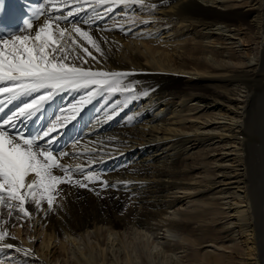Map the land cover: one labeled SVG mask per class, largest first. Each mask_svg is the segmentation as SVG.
<instances>
[{
  "label": "bare ground",
  "instance_id": "obj_1",
  "mask_svg": "<svg viewBox=\"0 0 264 264\" xmlns=\"http://www.w3.org/2000/svg\"><path fill=\"white\" fill-rule=\"evenodd\" d=\"M14 3L23 11H53L46 0ZM146 4L157 7L118 5L104 15V6L93 12L85 5L88 15L76 18L103 17L91 30L83 27L106 40L105 55L84 43L100 60L99 69L130 73L124 83L131 91L94 97L82 106V117L61 129L55 147L83 154L68 163L87 165L94 157L98 162L87 166L105 178L95 183L84 180L87 173L74 175L88 187L61 185L54 211L45 203L44 211L30 207V218L12 220L9 231L23 240L38 237L40 246L8 238L22 250L0 252L17 253L32 264H264L261 200L246 179L248 171L252 177L254 149L248 131L264 89V0ZM56 7L66 15L73 3ZM242 28L247 54L240 45ZM84 95V90L57 93L24 130L34 134L61 109L70 114ZM232 152L243 168L225 172ZM103 181L109 182L106 190ZM124 199L129 205L121 215ZM32 222L41 229L34 230ZM56 241L63 254L47 261Z\"/></svg>",
  "mask_w": 264,
  "mask_h": 264
},
{
  "label": "snow or ice",
  "instance_id": "obj_2",
  "mask_svg": "<svg viewBox=\"0 0 264 264\" xmlns=\"http://www.w3.org/2000/svg\"><path fill=\"white\" fill-rule=\"evenodd\" d=\"M65 2L46 0L53 11L47 7L38 9L33 18L25 21L22 29L13 31L0 24V95L4 97L0 100V250H22L7 242L8 238L15 239L9 231L14 226L12 220L30 218V207L44 211L45 203L47 211H54L56 197L63 192L59 186L88 187L87 183L74 179V175L87 173L85 181L100 179L87 166L98 162L94 157H89L87 165L68 163V158L79 160L83 154L57 150L55 145L59 142L61 129L67 122L82 117V106L94 97L131 91L124 83L130 73L99 69L100 60L84 43L91 45L101 58L105 55L102 43L106 40L94 38L83 27L87 25L91 30L92 24L103 17L97 14L84 20L76 18L81 13L88 15L85 5L93 12L97 6H104V15L112 14L118 5L157 7L146 4V0H72L73 8L65 15L56 7ZM4 7L0 0V14ZM120 28L123 30V24ZM93 63L97 64L96 68L92 67ZM67 90H84L79 106L70 107L67 110L70 114L61 109V115L34 134L24 130L28 121L40 119L42 109L57 93ZM9 105H13L14 110L6 112ZM86 151L91 153L93 150ZM103 185L110 186L108 181H103ZM4 215L9 219H3ZM31 251L29 249L25 254H31ZM0 264H3L2 260Z\"/></svg>",
  "mask_w": 264,
  "mask_h": 264
},
{
  "label": "rangeland",
  "instance_id": "obj_3",
  "mask_svg": "<svg viewBox=\"0 0 264 264\" xmlns=\"http://www.w3.org/2000/svg\"><path fill=\"white\" fill-rule=\"evenodd\" d=\"M32 1H33V4L39 2V0H32ZM199 1L203 2V0H199ZM38 7L40 8V6H38ZM139 20H142V18H140ZM140 30H142V28ZM241 35H242V39L243 40L240 42V45H243L241 48H244V52H245V54H247L248 50H249L248 43H245V42L243 43V41H245V37H246L245 36L246 35L245 28H242ZM255 105H256V108L254 107V110H253L254 118H253V121H252V127L248 131V136H249V138H251L252 144L254 146V149H252V151H251L252 160H253V171H252V177H250L249 171H248V173H247L248 175H247L246 179L248 181H250V183H252L257 189L258 196H259V198L261 200L260 201L261 205H260L259 209H260V211L262 213L261 219L263 221V219H264V89L260 90V93H259L258 99H256ZM147 115H151V112L148 111ZM225 122H226V120H225ZM159 123H160V127H161L162 122H159ZM228 123H230V122L228 121ZM245 153H246V151H244V156H245ZM235 156H236L235 152H232L231 156L229 157L232 160V162L230 164L231 166L228 165L227 167H229V168H225V170H226L225 172H233L237 167L243 168V166H241L240 162L236 163ZM229 158H227V159H229ZM238 165H240V166H238ZM256 170H257V172H255ZM254 175H255V177H254ZM98 176L101 179L105 178L103 172H99ZM98 181L99 180H95V183H97ZM229 182H230L229 180L226 181L227 185L230 186ZM255 184H257V185H255ZM249 186H250V184H249ZM102 189L106 190L107 187L102 186ZM124 202H122L124 204V206L122 205L123 207H121L120 213H119L121 215L126 212V209L128 208L126 206L129 205L128 204L129 203L128 199H124ZM33 223L34 222H32V228L34 230H38V229L40 230L41 229L40 228L41 225L39 226L37 223H35V224H33ZM10 233H11L12 237H15V239H17L23 245L24 244H28L29 242H33L35 240L34 241L35 248L37 249V247H39L40 244L42 243V240H39L38 237H34L33 236V237H30V239L23 240L24 237L23 236L19 237L18 234L15 233L14 231H10ZM56 242H54V244H50V248H49V251H48L49 257H48L47 261H49V259L51 257H54L55 255L57 256L60 253L63 254V252L61 251L59 245H57L59 242L58 241H56ZM262 246L264 248L263 243H262ZM5 254H6V252L5 253L4 252H0V260L3 261V264H19V262L21 264H32L30 261H22L21 262L20 258H16L17 255H15V254H17V253H15V254L12 253L10 255H8V254L5 255ZM186 254H187V252H183L182 253L183 256H185ZM12 259H13V261H11V263H9L8 260H12ZM62 263H63V261L62 262H57L56 264H62Z\"/></svg>",
  "mask_w": 264,
  "mask_h": 264
}]
</instances>
